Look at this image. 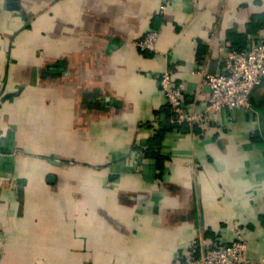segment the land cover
Segmentation results:
<instances>
[{"label": "crops", "instance_id": "obj_1", "mask_svg": "<svg viewBox=\"0 0 264 264\" xmlns=\"http://www.w3.org/2000/svg\"><path fill=\"white\" fill-rule=\"evenodd\" d=\"M263 37L264 0H0V264H182L237 228L262 260L264 79L250 111L155 135L160 74L201 111L198 71Z\"/></svg>", "mask_w": 264, "mask_h": 264}, {"label": "built area", "instance_id": "obj_2", "mask_svg": "<svg viewBox=\"0 0 264 264\" xmlns=\"http://www.w3.org/2000/svg\"><path fill=\"white\" fill-rule=\"evenodd\" d=\"M158 39L159 33L151 31L137 39L134 45L141 51L154 52ZM198 75L200 89L210 90V99L201 111L194 105H185L184 85L174 82L170 70L160 74L159 88L174 113L172 124L186 125L193 130L197 125H209L214 115L225 110L244 108L250 111L251 95L264 79V38L247 50L226 51L221 73L212 74L201 69ZM4 181L14 183L10 177L1 178L0 182ZM248 252L249 244L237 228L234 240L225 246L209 247L204 240H194L182 264H264V258L255 262Z\"/></svg>", "mask_w": 264, "mask_h": 264}, {"label": "trees", "instance_id": "obj_3", "mask_svg": "<svg viewBox=\"0 0 264 264\" xmlns=\"http://www.w3.org/2000/svg\"><path fill=\"white\" fill-rule=\"evenodd\" d=\"M256 23H259V22H256ZM235 49L236 50H243L242 48H235ZM162 113H165L166 116H165V121H163L161 123V128L157 131V133L155 135V138H157V139H162L165 136L167 131H170L171 129L177 127V126H175L174 124H172L170 122L171 119H173V117H174V113H173V111H172V109H171V107L169 105H168V108H166L165 110L157 113L156 116L159 117L160 114H162ZM183 127L184 126H181V127H179V129L182 130ZM155 151L154 150H150V148H149V149H147L146 154H148L150 157H153V158L157 159L158 162H160L161 161L160 155L157 154Z\"/></svg>", "mask_w": 264, "mask_h": 264}]
</instances>
